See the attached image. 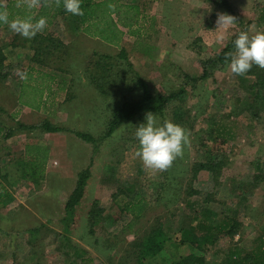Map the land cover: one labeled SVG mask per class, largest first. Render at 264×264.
Returning a JSON list of instances; mask_svg holds the SVG:
<instances>
[{"label": "rangeland", "instance_id": "obj_1", "mask_svg": "<svg viewBox=\"0 0 264 264\" xmlns=\"http://www.w3.org/2000/svg\"><path fill=\"white\" fill-rule=\"evenodd\" d=\"M148 10V26H143L138 36L123 30L126 40L122 46L128 50L136 73L154 93H178L164 117L156 115L158 122L171 120L191 133L183 157L163 172L146 169L135 155L139 149L136 128L146 123V113L111 136L100 138L116 102L139 98L141 93L134 83L135 73L122 60L104 57L117 56L120 47L88 41L75 31V38L66 46L50 47L47 41L36 39L37 35L27 40L8 26L0 27V43L6 45L5 76L0 77V123L13 130L9 137H0V178L11 193V200L0 204V264H132V255L125 260V248L140 233L143 238V231L162 217L170 238L164 251L144 264H173L190 251L189 246L174 242L175 233L190 224L185 201L190 186L200 191L191 195V200L210 195L213 199L205 206L216 215L237 210L243 223L240 235L221 237L203 250L209 264H219L235 243L250 249L261 235L264 180L258 185L253 180L264 172V100L254 101L248 90L256 72L264 75V69L256 67V72L235 76L230 62L207 68L203 62L215 58L241 31L250 35L264 32V0H149ZM218 13L236 17V23L226 30L217 29ZM92 49L99 57H93ZM96 63L101 64V70ZM31 67L58 73L61 86L68 87L67 93L61 90L58 95L61 100L55 111H38L18 103L21 79L16 70ZM205 69L209 74L200 78ZM97 73L105 77L100 91L92 80ZM26 84L21 101L37 103L38 91L31 82ZM15 111H19L16 118L11 115ZM46 118L65 130L48 133L20 129L17 124L18 120L38 124ZM77 131L90 133L97 141H84ZM39 141L46 143L49 157L46 177L37 184L23 177L20 161L26 143ZM216 159L223 163L219 178L210 170L199 169L196 175L192 171L196 163ZM80 173L88 175L87 195L77 205L75 222L71 220L67 230L64 223L70 216L62 203L70 198ZM116 179L122 181L120 186H132L151 203L133 231L121 228L130 221L127 215H121V223L114 221L121 211L113 203ZM161 193L163 198L158 199ZM99 207L103 211L93 217L99 222L92 225L91 211Z\"/></svg>", "mask_w": 264, "mask_h": 264}, {"label": "trees", "instance_id": "obj_2", "mask_svg": "<svg viewBox=\"0 0 264 264\" xmlns=\"http://www.w3.org/2000/svg\"><path fill=\"white\" fill-rule=\"evenodd\" d=\"M83 1V0H82ZM88 0H86L87 2ZM17 0H0V5H4L9 12V20L14 18H25L28 15H35L38 19L39 17L43 16L46 17V13L49 11H52V8L55 9L56 13H52L53 17L57 14H60L61 12L65 11L63 8V3H61L60 7H56L54 3L50 7L43 6V3L41 5V8L28 10L25 7L17 8L16 7ZM91 3H87V5H82V8L84 7V15L80 16L81 21L85 20L84 18L89 13V10L85 7H89ZM3 10V9H0ZM51 13V12H49ZM51 15H48V20H51ZM7 26L5 24L0 23V27ZM141 29H130L128 30V34L133 36H138ZM88 35L91 36H98L99 38L103 39L106 42H109L111 44H114L118 47H120V52L117 56L115 55H107L105 54L104 57L106 58H113L122 60L126 64V66L132 70V72L135 73L136 78L135 80V86L136 89H138L140 93L139 98H128L124 100V98H121L122 101H117L115 106L111 109L110 116L108 118V121L106 123V130L104 134L100 137L101 139H105L112 134H114L116 131H118L121 127H123L128 121L133 120L138 115L147 114L148 112H152L155 115H159L161 117H164L165 110L169 102L174 100L176 98V95L178 93H171L169 95L161 94V93H154L148 83L141 78V76L136 73L134 70V66L132 62L130 61L128 50L122 46V37L125 34V31L121 29H101V30H93L88 29L84 31ZM237 38V35H235L228 43L227 45L221 50L219 54L216 55L215 58H210L203 62L204 66L206 68L208 66H213L217 64H225L229 61H226L225 56L228 52H234L235 51V45L234 40ZM36 39L39 41L45 40L48 41L50 44V47L54 45L58 47H64L66 46L62 41L52 36V34H49V37L45 38L43 35L38 34L36 36ZM6 45L0 43V76H1V68L4 66L6 61V55L4 52V48ZM42 60H45L44 58ZM122 63V64H124ZM97 67H100L101 70V64L96 63ZM105 66V65H104ZM257 66L253 65L252 72H256L258 70L256 68ZM104 71H106L104 68H102ZM28 73V80L31 82V87L33 90L37 93L38 102L37 103H23L21 101V92L23 85L26 84L25 81L21 80V86L18 94V103L21 104L24 107L32 108L38 111L45 110V100H44V92L49 91L51 88V84L54 83L55 77L48 74V72H45L43 69H36L34 67L29 68L27 71ZM33 74H36L37 77H33ZM208 70L205 69L202 76L200 78H206L208 75ZM5 76V74H4ZM108 77V76H107ZM100 73H97L96 76H93L92 80L93 82L96 81L98 90L100 91L103 89V86L100 85L101 82ZM191 80H196L195 78H191ZM33 83V85H32ZM28 87V84H26ZM101 88V89H100ZM251 89L248 90L249 97L252 98L254 101L264 100V75H258V72H256V80L254 83L250 85ZM28 89H30L28 87ZM71 90V89H70ZM70 90L68 92H70ZM72 91V90H71ZM69 96H73L71 93ZM23 103V104H22ZM2 110V109H0ZM16 113H13L15 118L19 111H15ZM18 127L20 129H29V130H35L40 129L43 132L48 133H60L63 132L65 129L64 127L60 126L57 123L52 122L50 119H45L38 124H24L20 120L17 122ZM13 134V130L6 129L4 125L0 123V137L5 138L9 137ZM76 135L87 142H93L97 141L96 138H94L90 133L77 131ZM49 157V149L46 146V143H43L41 141L39 142H27L25 145V152H24V158L20 161V168L22 170V175L24 178L29 179L33 183H41L46 177V163L48 161ZM263 160V159H261ZM259 167L262 169L260 163H258ZM223 163L216 160H210L205 161L203 163H196L192 171L194 169V174L198 172V170H210L213 172V175L216 178H219L221 175ZM194 175V176H195ZM87 173H80L78 175L77 185L74 188L73 192L70 195V198L67 201H64L62 203V209L65 210V212L70 216V218L67 217L65 221V229L68 230V226L72 220V224L75 222L76 218V207L79 203L83 201V198L87 195ZM262 180H264V172L263 175H255L253 184L258 185ZM122 181L120 179H116V192L113 193L114 196V204L115 206L119 207L121 209L120 214L114 221L117 223L122 220L123 214L128 216V219L130 220L128 223H123L121 226L123 231L126 230H132V228L135 226V224L145 217V212L148 210L147 206L148 204L151 206V203H149L145 197L140 192H135V190L132 189V186H129L127 188L123 187L124 185H119ZM182 184V183H181ZM184 188V187H183ZM162 190L164 191V185H162ZM186 190V189H185ZM244 190V189H243ZM197 194H200V191L194 190L191 188H187V197L185 199L186 205L189 206V218H190V224L180 229L178 233H175V245L182 246L187 245L189 246V253L187 255L181 256L178 261H176L173 264H209L207 262V257L205 256V248L207 246H211L215 244L219 238L221 237H227V238H234L236 235H240L243 229V223L239 220L237 216V210L232 211L231 214H217L210 209L207 204L212 201V197L208 195L203 200H191L190 196H195ZM121 197H125L126 199H122ZM163 198V194L161 193L158 197V199ZM11 200V193L9 192V189L7 185L4 183V181L0 178V204H5L8 201ZM98 201L94 202V205L97 206ZM93 205V206H94ZM98 212H97V211ZM103 209L99 207L98 209H94L91 211L92 218L90 217V220L92 222V225L98 223L99 221H95L93 217L98 216L100 212H102ZM164 217L161 218V220L157 219L156 225H149L145 230L143 231L144 237L141 238V233L136 236V239H133L131 243L128 244V246L125 248V260L128 259L131 255L133 256V263L132 264H144L145 261L148 259H153L156 256L160 255L164 249L165 244L167 240L170 238L168 236L167 231L164 230ZM121 223V222H120ZM119 223V224H120ZM35 230H31L30 232H34ZM133 231V230H132ZM138 230L134 231V234H138ZM65 239V237H64ZM205 246V247H203ZM129 251L131 253H129ZM206 251V250H205ZM220 252V251H218ZM90 262H92V258L88 259ZM92 264V263H90ZM100 264V263H96ZM219 264H264V229L262 230L261 235L257 237L255 240V244L250 248H244L239 243H235L231 246H229L227 253L224 254L223 258L219 262Z\"/></svg>", "mask_w": 264, "mask_h": 264}, {"label": "clouds", "instance_id": "obj_3", "mask_svg": "<svg viewBox=\"0 0 264 264\" xmlns=\"http://www.w3.org/2000/svg\"><path fill=\"white\" fill-rule=\"evenodd\" d=\"M43 6L50 7L52 3L56 7L63 8L67 13L74 16H83L82 0H17L16 7H25L28 10ZM112 7V5H109ZM0 23L5 24L9 29L24 39H34L38 33H43L48 25L47 17L36 18L35 15H28L25 18H14L9 20V12L4 5H0ZM236 23V17L227 13L217 14V29H228ZM235 51L226 53V61L230 60L229 68L233 75L244 76L249 73L253 65L264 69V32H256L250 35L249 32L241 31L234 40ZM17 75L22 81L27 82L28 73L17 69ZM146 123H141L135 132L139 141V149L136 157L140 158L143 166L149 170L167 171L173 166L177 158H182L184 148L189 146L190 131L180 124L171 120L158 122L155 114H146Z\"/></svg>", "mask_w": 264, "mask_h": 264}, {"label": "crops", "instance_id": "obj_4", "mask_svg": "<svg viewBox=\"0 0 264 264\" xmlns=\"http://www.w3.org/2000/svg\"><path fill=\"white\" fill-rule=\"evenodd\" d=\"M84 3L85 5L91 3V5L85 7L89 10V13L84 18L85 20L82 21L80 16H74L66 11L53 17L52 13H56V11L52 8V11H49L51 13H46L47 18L48 15H51L52 17L50 21L48 20V25L41 35L47 38L51 33L53 37L59 38L64 44H68L69 41H72L73 38H75V32H80V34L85 36L88 41L94 42L101 40L104 44L111 46L114 44L106 42L98 36L88 35L84 31L88 29L101 30L116 28L121 30H142L143 26H148L149 0H88L87 2L86 0H83L82 5H84ZM109 5H112V7H109ZM40 8L41 6L37 9L39 10ZM125 35L126 34L122 37V42L126 40ZM46 43H48V41ZM92 51L91 54H93V57L95 54L99 57V53H95L93 49ZM3 68L4 66L1 69V76H4ZM45 72H47V70ZM48 74L54 76L55 81L51 84L52 86L49 91L44 92L45 108L43 109L47 111H55V109L58 108L56 106V104H58L57 102H60L61 100L58 95L61 93V90H65L67 93L68 87L61 86L60 75L58 73L49 71ZM33 77H37V75L33 74ZM0 108L3 109V107Z\"/></svg>", "mask_w": 264, "mask_h": 264}]
</instances>
